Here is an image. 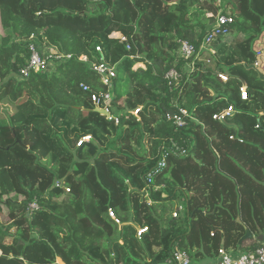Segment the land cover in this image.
Masks as SVG:
<instances>
[{"label": "trees", "instance_id": "1", "mask_svg": "<svg viewBox=\"0 0 264 264\" xmlns=\"http://www.w3.org/2000/svg\"><path fill=\"white\" fill-rule=\"evenodd\" d=\"M213 1L0 0V103L16 110L0 119V264H161L174 243L193 261L262 246L238 242L264 233V78L248 68L264 0H224L234 22L211 44L214 68L197 63L172 87L164 79L184 65L180 40L200 46ZM31 44L71 59L21 78ZM104 61L116 71L117 123L90 101L105 91L91 70ZM178 109L191 115L182 128L167 120ZM172 144L185 154L167 157L148 185Z\"/></svg>", "mask_w": 264, "mask_h": 264}, {"label": "built area", "instance_id": "2", "mask_svg": "<svg viewBox=\"0 0 264 264\" xmlns=\"http://www.w3.org/2000/svg\"><path fill=\"white\" fill-rule=\"evenodd\" d=\"M215 7L217 8V12L207 13V18L213 19V24L209 30H206L201 44L198 48H196L193 44L186 40H180L179 46L177 50V59L176 63H179L180 60L184 61L183 67L180 69L171 68L168 70L164 79L166 80L169 87L173 85H177L178 82L185 78L189 79L190 75L197 70V63H210V59H203L204 55L213 56L215 54L214 49L211 44L222 36H227L230 34V27L234 22L233 17L227 11V8L224 4V0H214L213 1ZM113 36V34H112ZM110 38L117 39L121 43L126 45V50L130 49V44L127 43V39L124 35L119 33L118 37ZM96 51H100L99 48H96ZM71 59L70 55H63L57 53L55 50H49L48 55L42 56L36 47L31 44L29 46V58L27 64L18 70L19 76L21 78H27L30 74L34 73H45V72H53L55 68L65 60ZM79 61L86 62V57L78 58ZM257 63L254 64V67H257ZM140 66V65H138ZM137 66H135L136 68ZM91 70L98 76L100 83L105 88V91L99 93H92L90 96L91 103L96 107V109L104 110L106 112V117L108 119L114 120L117 123V117L119 113L113 109L111 105L112 94H113V80L116 77V71L114 66L109 65L107 62H102L99 64H92ZM222 81L227 80L226 75L219 76ZM84 91H88L89 89L85 86H82ZM241 93L243 98H245V87L241 88ZM137 112L135 111L134 114ZM233 113L232 107H228L222 110L220 113L212 116V119L215 121H224L227 117H229ZM186 119H191V115L184 109H178L177 113L173 115H167V120L172 121L175 127L182 128L186 126ZM230 139H233L230 137ZM90 137H84L78 142V146L83 141H89ZM185 150L180 149L176 144H172L170 148L162 149V157L157 162L156 166L152 168L146 174V183L152 184L154 178L158 176L163 169L166 167V159L170 155L179 156L184 155ZM37 208L36 204H30L28 208V216L32 214V211ZM109 217L115 221V223H119L115 218L112 212L108 213ZM146 231L145 228H142L138 231V234L144 233ZM1 254V253H0ZM218 264H264V244L254 251H249L245 253L236 254V256L226 252L223 248H221L217 255ZM167 264H192L191 259L188 254L180 249L177 243L173 244L171 257L167 259Z\"/></svg>", "mask_w": 264, "mask_h": 264}, {"label": "rangeland", "instance_id": "3", "mask_svg": "<svg viewBox=\"0 0 264 264\" xmlns=\"http://www.w3.org/2000/svg\"><path fill=\"white\" fill-rule=\"evenodd\" d=\"M0 35H2V31L1 30H0ZM111 36H112V34H111ZM118 36H119V33H116V34H113L112 37H118ZM229 40L231 41L230 36H229ZM254 48H255L256 52L258 53V61L257 62H258V65H259L258 66L259 67V71L262 74H264V34L260 38H258V41L256 42ZM202 58L205 59V60L210 59V63H208V62L203 63V67L204 68H211V69L214 68L215 56H210V55L206 56V55H204ZM15 114H16V110L14 109L13 106H11V105H9V104H7L5 102H1L0 103V119L1 120H6L10 116L14 117ZM77 144H78V142H77ZM0 221H2V223H4V224H8V219L5 216H1ZM136 230L139 231L140 229H138L136 227Z\"/></svg>", "mask_w": 264, "mask_h": 264}, {"label": "water", "instance_id": "4", "mask_svg": "<svg viewBox=\"0 0 264 264\" xmlns=\"http://www.w3.org/2000/svg\"><path fill=\"white\" fill-rule=\"evenodd\" d=\"M248 68H252L255 69L254 65L248 67ZM261 78H264V76L262 74H259ZM95 112L101 114V115H106V112L104 110H100V109H95ZM254 238L258 243L260 244H264V233H259L256 237H253V235L247 230L245 235L242 236V238L239 240L238 244L241 245L243 241L247 240V239H252Z\"/></svg>", "mask_w": 264, "mask_h": 264}, {"label": "crops", "instance_id": "5", "mask_svg": "<svg viewBox=\"0 0 264 264\" xmlns=\"http://www.w3.org/2000/svg\"><path fill=\"white\" fill-rule=\"evenodd\" d=\"M113 34H116V33H113ZM141 67H143L142 65H140ZM263 245V244H262ZM158 251V248L156 247H153L152 248V255L155 254L156 252ZM239 254V252L237 253ZM233 255V254H232ZM234 256V255H233ZM236 256V255H235ZM143 262H147L149 263L151 261V259L149 257H147V255H144V258L143 260H141ZM192 261V264H218V260H217V257L213 258V259H197L196 261ZM162 264V263H161ZM163 264H167L166 262H164Z\"/></svg>", "mask_w": 264, "mask_h": 264}]
</instances>
